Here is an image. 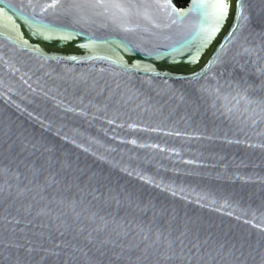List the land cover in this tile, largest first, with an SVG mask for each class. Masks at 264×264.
I'll return each instance as SVG.
<instances>
[{
    "label": "water",
    "instance_id": "95a60500",
    "mask_svg": "<svg viewBox=\"0 0 264 264\" xmlns=\"http://www.w3.org/2000/svg\"><path fill=\"white\" fill-rule=\"evenodd\" d=\"M0 264H264V0H0Z\"/></svg>",
    "mask_w": 264,
    "mask_h": 264
},
{
    "label": "trees",
    "instance_id": "16d2710c",
    "mask_svg": "<svg viewBox=\"0 0 264 264\" xmlns=\"http://www.w3.org/2000/svg\"><path fill=\"white\" fill-rule=\"evenodd\" d=\"M189 0H176V2L180 5V6H186V4L188 3Z\"/></svg>",
    "mask_w": 264,
    "mask_h": 264
},
{
    "label": "snow or ice",
    "instance_id": "6c2138e0",
    "mask_svg": "<svg viewBox=\"0 0 264 264\" xmlns=\"http://www.w3.org/2000/svg\"><path fill=\"white\" fill-rule=\"evenodd\" d=\"M225 7H226V5H225Z\"/></svg>",
    "mask_w": 264,
    "mask_h": 264
}]
</instances>
